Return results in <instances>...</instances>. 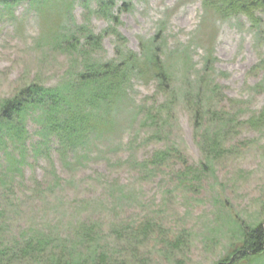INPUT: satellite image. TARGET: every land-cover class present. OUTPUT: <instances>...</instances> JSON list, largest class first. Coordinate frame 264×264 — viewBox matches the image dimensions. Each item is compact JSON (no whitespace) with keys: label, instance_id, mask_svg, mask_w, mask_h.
Instances as JSON below:
<instances>
[{"label":"rangeland","instance_id":"1","mask_svg":"<svg viewBox=\"0 0 264 264\" xmlns=\"http://www.w3.org/2000/svg\"><path fill=\"white\" fill-rule=\"evenodd\" d=\"M65 4L58 19L53 3L47 14L27 3L11 16L0 12V101L30 82L68 76L51 22L107 29L104 60L119 59L117 51L141 56L153 44L165 79L134 77L133 101L112 112V129L89 150L81 142L55 151L51 141L50 153L25 152L9 166L0 149L1 240L70 232L74 242V223L84 221L102 226L98 245L107 246L110 264L225 260L243 228L264 221V8L244 15L232 6L218 12L208 0H115L111 23L93 12L94 0ZM100 117L99 134L111 121L107 112ZM28 119L33 143L39 124ZM158 150L169 156L162 163L152 160ZM127 224L131 235L123 234ZM37 254L22 264H46ZM236 264H264V252Z\"/></svg>","mask_w":264,"mask_h":264},{"label":"trees","instance_id":"2","mask_svg":"<svg viewBox=\"0 0 264 264\" xmlns=\"http://www.w3.org/2000/svg\"><path fill=\"white\" fill-rule=\"evenodd\" d=\"M208 1L214 4L217 11H225L228 8L227 1ZM230 1L233 6H237V11L245 15L264 8V0ZM21 3H27L29 9H38L46 14L44 7L48 3H53L52 15L55 19L68 8L65 0H0V12L4 14L8 12L11 16L16 6ZM114 6L115 0H98L93 12L95 14L101 12L104 19L117 23V16L112 11ZM51 24L50 31L54 34L52 44L67 54L70 72L66 79L57 84L44 86L30 82L20 87L11 97L0 101V149L9 166L15 162L17 165L21 164L25 152L36 154L43 150L49 152L52 140L56 143V151L68 153L74 145H80L81 142L86 144L89 142L85 146V149L89 150V147L114 125L112 112H118L125 105L127 107L129 101H133L130 89L134 77H152L160 82L165 79L163 64L157 55L160 52L153 44L144 47L145 52L141 56L133 52L121 56L120 51H117L116 57L119 59L104 60L99 54L102 51L101 39L107 31L95 34L85 25H74L70 21L62 27H58L54 22ZM113 34L117 35L115 30ZM103 112H107L111 121L102 126L99 134L100 115ZM29 117H33L39 124V137L33 143L26 141L28 137L26 124ZM216 137L219 138L218 135ZM215 144L220 146V143ZM166 156V152L158 150L152 160L162 163L168 159ZM9 170L10 167L7 171ZM263 223L264 221L255 227H244L242 236L236 240L239 245L229 252L225 260L217 264H236L264 252ZM74 224L79 227L74 242L71 240L70 232L64 233L60 239L41 232L36 235L30 234L26 239L22 237L20 241L14 238L10 243H4L1 240L0 229V264H22L26 257L38 256L37 252L48 256L43 261L46 264H110L109 262L114 261L110 257L106 258L107 246L98 245L100 241L95 228L98 227L101 231L102 226L93 224L86 228L88 225L84 221H76ZM125 229L124 235L132 234L133 229H130L128 224ZM55 242L63 247L57 254L53 252ZM67 243L70 247H67ZM73 247L76 251L75 256L72 253L74 250L71 249ZM110 254H114V250H111ZM121 263L127 264L126 261Z\"/></svg>","mask_w":264,"mask_h":264}]
</instances>
